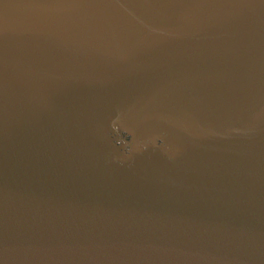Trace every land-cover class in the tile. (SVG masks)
Returning a JSON list of instances; mask_svg holds the SVG:
<instances>
[{"label": "water", "instance_id": "1", "mask_svg": "<svg viewBox=\"0 0 264 264\" xmlns=\"http://www.w3.org/2000/svg\"><path fill=\"white\" fill-rule=\"evenodd\" d=\"M0 264H264V0H0Z\"/></svg>", "mask_w": 264, "mask_h": 264}]
</instances>
